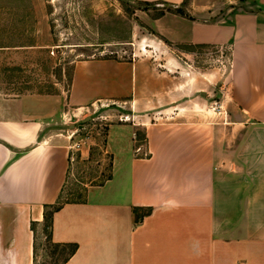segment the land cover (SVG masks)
<instances>
[{
    "label": "crops",
    "instance_id": "crops-1",
    "mask_svg": "<svg viewBox=\"0 0 264 264\" xmlns=\"http://www.w3.org/2000/svg\"><path fill=\"white\" fill-rule=\"evenodd\" d=\"M129 1L174 6L150 8L151 55L164 70L142 57L76 63L64 114L81 122L113 104L128 119L107 135L111 178L52 214V241L77 246L65 264H264V0ZM39 2L31 48L51 39ZM190 47L230 51L226 70L205 74L225 78V123L179 121L200 90L185 85ZM174 67L184 80L173 79ZM3 92L0 264H35V227L59 204L77 151L89 149L53 128L62 123L58 96Z\"/></svg>",
    "mask_w": 264,
    "mask_h": 264
},
{
    "label": "rangeland",
    "instance_id": "rangeland-1",
    "mask_svg": "<svg viewBox=\"0 0 264 264\" xmlns=\"http://www.w3.org/2000/svg\"><path fill=\"white\" fill-rule=\"evenodd\" d=\"M39 3L49 16L51 39L31 48L40 35H37L33 0H0V47L6 48L0 49V88L7 96H58L62 108L58 116L62 123L53 128L75 142L74 148L89 149V155L82 157L77 151L71 160L61 200L47 209L51 215L63 203L85 201L91 187L111 178L113 157L106 150L107 135L110 125L128 119L123 116L125 109L113 104L92 109L81 122L64 114L76 63L88 59L132 62L142 57L160 70L164 67L151 55L155 46L151 20L158 14L150 11L151 6L134 8L117 0H40ZM190 49L193 56L188 62L194 75L185 78V85L200 90L196 96L198 103L187 108L179 121H209L211 116L219 124L225 123V111L220 108L225 78L205 74L226 70L230 51L216 47ZM173 51L178 53L176 47ZM174 70L173 79L184 80L178 75V68ZM170 117L174 116L165 118ZM143 137L140 133L139 144L143 143ZM35 235V264H61L71 252L70 247L52 241L49 223L36 226Z\"/></svg>",
    "mask_w": 264,
    "mask_h": 264
},
{
    "label": "trees",
    "instance_id": "trees-1",
    "mask_svg": "<svg viewBox=\"0 0 264 264\" xmlns=\"http://www.w3.org/2000/svg\"><path fill=\"white\" fill-rule=\"evenodd\" d=\"M170 7L171 8H173L174 6H171L170 5ZM176 12L178 13V14H181V15H184V12L181 10V9H176ZM60 207L61 206H57L55 209H54V211H53V213L55 212V211H57V210H59L60 209ZM48 208H50V207H47V209ZM52 213V214H53ZM52 214L50 215L48 212H47V210L45 211V214H44V223H49V228H50V230H51V219H52ZM57 245H60V246H64V247H70L71 248V252L69 253V255H68V257L61 263V264H65L68 260H69V258L76 252V249H77V246H75V245H61V244H57ZM35 259H36V238H35Z\"/></svg>",
    "mask_w": 264,
    "mask_h": 264
},
{
    "label": "water",
    "instance_id": "water-1",
    "mask_svg": "<svg viewBox=\"0 0 264 264\" xmlns=\"http://www.w3.org/2000/svg\"><path fill=\"white\" fill-rule=\"evenodd\" d=\"M123 4H126V5H129L131 7H134V8H139V6L129 0H117ZM152 8H157V7H162V8H169L170 5L168 4H158V5H154V6H151Z\"/></svg>",
    "mask_w": 264,
    "mask_h": 264
},
{
    "label": "built area",
    "instance_id": "built-area-1",
    "mask_svg": "<svg viewBox=\"0 0 264 264\" xmlns=\"http://www.w3.org/2000/svg\"><path fill=\"white\" fill-rule=\"evenodd\" d=\"M76 147V146H75Z\"/></svg>",
    "mask_w": 264,
    "mask_h": 264
}]
</instances>
